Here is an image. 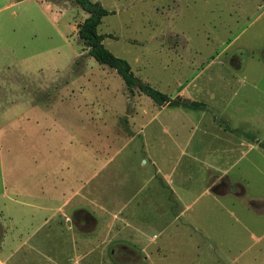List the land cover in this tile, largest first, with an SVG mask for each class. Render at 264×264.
<instances>
[{
  "label": "rangeland",
  "instance_id": "374dc122",
  "mask_svg": "<svg viewBox=\"0 0 264 264\" xmlns=\"http://www.w3.org/2000/svg\"><path fill=\"white\" fill-rule=\"evenodd\" d=\"M91 1L113 11L98 33L136 77L206 108L130 93L78 38L88 13L74 0H0V221L60 211L95 264H143L147 252L149 264H207L206 246L194 253L203 233L220 260L264 264L256 247L237 251L252 243L247 227L264 230L244 204L264 195L248 173L252 160L264 169L248 152L264 151V0Z\"/></svg>",
  "mask_w": 264,
  "mask_h": 264
},
{
  "label": "crops",
  "instance_id": "0c3cea01",
  "mask_svg": "<svg viewBox=\"0 0 264 264\" xmlns=\"http://www.w3.org/2000/svg\"><path fill=\"white\" fill-rule=\"evenodd\" d=\"M262 55L264 59V50L262 51ZM234 152L237 153L239 151ZM248 152H256V154L261 155L263 158L262 160L264 162V151ZM200 153L202 152L200 151ZM192 156L194 157V160L195 158H197V161L200 160L196 153H192ZM248 169V173H250V171L252 170H255L258 172V175L261 174L262 177H264V169L262 164H256L254 163V160H252L251 166ZM208 171L211 172L213 175L219 176L220 179H224V176L227 175L225 170L217 167ZM230 181L228 182L230 183ZM234 181V186H232L233 189H239L244 187L246 191V183L244 182V180H242V178H234ZM224 185L228 186L227 183H225ZM208 189L209 187H206V190ZM171 190L173 192L172 188ZM236 196L238 198L242 197L241 192ZM244 204L247 208H249L250 212L255 215V220L261 221L264 219V195H258L254 198H250L245 201ZM5 216L6 215H3V218H1L0 221V264H95L91 257L94 247L91 248V245L89 246L87 244L84 247H87L88 249L85 251H80V247L83 246L81 242L87 243L89 238H86V241L83 239V241H80L81 239L77 232L73 230L71 231L70 227L62 228V225L59 222V220L62 219L60 211H55L52 213L51 217L47 216L43 217V219H41V217H38V219H34L33 217H35V214H28L26 215L27 219L23 220L21 219V217H24L25 215L21 216L10 214V226H6L5 221L2 220L7 218ZM177 217L180 218V215H177ZM239 221L240 219L238 217L234 218V222ZM22 222H26L27 224L30 223L29 227L31 229H22ZM247 229L250 230L252 243L247 244L245 247H237V251H239L241 254L247 253L249 251H253L254 247H256V250L258 251H256L257 254H254L255 256L253 257V259L257 260V257H259L258 254H260L262 258H264V230L258 233L257 235H254V233L251 232L252 228L247 227ZM153 232L154 231H149V236H147L148 232L144 233L146 235V243L155 241V234H152ZM163 233L164 231H159V234L160 236H162V238ZM201 236L202 242H197L196 244H194L195 256L203 254V252H205L203 250H206L207 248V250H210L206 251L210 253V257L207 258V264H230L220 260L219 257L215 256V253L220 250L218 249L217 244L212 240V238L208 234L203 233ZM188 237L192 238L190 234L188 235ZM160 242L161 241L158 240L155 241V243L158 245H160ZM158 245L156 247V251L159 254L160 248L158 247ZM205 246L206 248H204ZM126 248H129L132 251L140 252L139 250H136L133 247L127 246ZM150 253L147 252V254H144L143 264H149V261L152 258V254ZM211 255L213 256V258L211 257ZM137 264H139V262ZM156 264L161 263L158 262Z\"/></svg>",
  "mask_w": 264,
  "mask_h": 264
},
{
  "label": "trees",
  "instance_id": "16d2710c",
  "mask_svg": "<svg viewBox=\"0 0 264 264\" xmlns=\"http://www.w3.org/2000/svg\"><path fill=\"white\" fill-rule=\"evenodd\" d=\"M80 7L88 13L87 17L81 22L78 27V38L83 42L88 49V54L91 55L98 63L107 65L116 70L122 78L126 89L133 93L135 88L140 92L150 97L158 104L170 102L171 105L180 106L187 109H205L206 105L197 100L170 99L169 95L157 90L146 82L141 81L136 77L131 69L130 64L124 58H121L112 53L104 46L102 40L106 34L98 33V25L101 23L102 17L113 13L101 4L92 2L91 0H74ZM213 120L224 126L225 130H229L226 121L220 120L218 116L212 113Z\"/></svg>",
  "mask_w": 264,
  "mask_h": 264
},
{
  "label": "water",
  "instance_id": "95a60500",
  "mask_svg": "<svg viewBox=\"0 0 264 264\" xmlns=\"http://www.w3.org/2000/svg\"><path fill=\"white\" fill-rule=\"evenodd\" d=\"M175 94L172 95V97L174 96Z\"/></svg>",
  "mask_w": 264,
  "mask_h": 264
}]
</instances>
